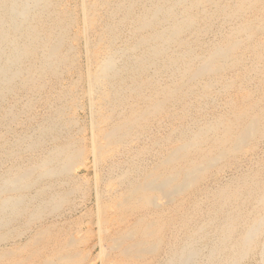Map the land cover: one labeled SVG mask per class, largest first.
Instances as JSON below:
<instances>
[{
    "label": "bare ground",
    "instance_id": "1",
    "mask_svg": "<svg viewBox=\"0 0 264 264\" xmlns=\"http://www.w3.org/2000/svg\"><path fill=\"white\" fill-rule=\"evenodd\" d=\"M0 264H264V0H0Z\"/></svg>",
    "mask_w": 264,
    "mask_h": 264
}]
</instances>
